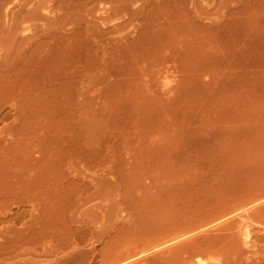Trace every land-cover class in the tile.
I'll return each mask as SVG.
<instances>
[{"label": "rangeland", "instance_id": "1", "mask_svg": "<svg viewBox=\"0 0 264 264\" xmlns=\"http://www.w3.org/2000/svg\"><path fill=\"white\" fill-rule=\"evenodd\" d=\"M68 1L0 0V264H264V0Z\"/></svg>", "mask_w": 264, "mask_h": 264}, {"label": "bare ground", "instance_id": "2", "mask_svg": "<svg viewBox=\"0 0 264 264\" xmlns=\"http://www.w3.org/2000/svg\"><path fill=\"white\" fill-rule=\"evenodd\" d=\"M13 1H14V0H13ZM17 1H18V0H17ZM19 1H20V0H19ZM64 1L67 2V3H69L68 0H64ZM82 1H83V4H85L86 6H88V5L90 6V5H92V4H94L93 6H95V5H96L95 2H97V4H98V2H99V3H101V2L104 3V1L106 2V0H80L78 4L82 5V3H81ZM109 1H110V0H109ZM109 1L107 0L106 3H113L115 0H113V2H112V1L109 2ZM49 3H50V1H48L47 4H49ZM103 3H102V4H103ZM69 4H70V3H69ZM46 6H47V5H46ZM49 6H50V5H49ZM53 6H55L54 9H56V5L54 4ZM53 6H52V7H53ZM104 6H105V5H104ZM47 7H48V6H47ZM62 8H64V7L61 5V8H60V9H62ZM105 8H106V7H105ZM119 9H120V10H119ZM119 9H117V10H118L117 13H116V11H117L116 9H115L114 12H115V14L120 13V14H118L119 17H120V15H122V14H121V9H122V8H119ZM35 10H36V9L29 10V11H27V12H24V14L26 15V17L23 18V19H20V20H19V22L17 23L18 25L16 24V28H15L14 31H13L12 36H14V38H15L14 41H16V40L18 41V38H19V37H20V38H19V41H23V40L25 41V40H27V35H26V34H28L29 31H30L31 29L29 30L28 28H22V27H23L22 25H21L22 27H21V26L19 27V23L21 22L20 24H23V25H24V23L27 21L28 18H30V19H32V18H34V17L36 18V16H38L39 13H38L37 11H35ZM48 10H51L50 7L46 8V12H51V11H52V10H51V11H48ZM123 10H124V9H123ZM123 10H122V13L124 12ZM36 13H38V14H36ZM51 13H52V12H51ZM35 14H36V15H35ZM102 17H103V16H102ZM106 17H107V16H106ZM106 17H103V18H102V23H103L104 25H107V24L113 23V22H115V20H117V19H115L114 17H113V18H114L115 20H114V19H111V18H107V19L109 20V22H108V21H106L107 19H105ZM116 17H117V16H116ZM35 18H34V19H35ZM120 18H121V17H120ZM120 18H119V19H120ZM19 28H20V29H19ZM21 28H22V29H21ZM19 31H20V32H19ZM21 32H22L23 34H21ZM30 32H31V31H30ZM23 35H26V36H23ZM12 36H9V38L11 37V38L13 39ZM18 36H19V37H18ZM11 38H10V39H11ZM12 39H11V40H12ZM44 41H45V40H44ZM49 44H50V43H49ZM18 45H19V47H18L17 49L21 50V46H20V44H18ZM53 46L55 47L56 45L54 44ZM51 47H52V44H51L50 46H48V49H52V50L55 49V48H51ZM43 48H44V46H43ZM43 48H42V49H43ZM22 49L24 50L23 52H25L26 48H25L24 46L22 47ZM46 49H47V48H45L44 50H42V52L44 53ZM53 51H54V50H53ZM20 52H21V51H20ZM40 52H41V51H40ZM40 52H39V53H40ZM42 52H41V53H42ZM51 54H52V52L48 50V51H46V52L44 53V55L41 57V59H43V58H45V57H48V56L51 57V56H50ZM21 55H22V54H21ZM19 56H20V55H19ZM19 56H18V57H19ZM22 57H24V56L22 55ZM37 59H39V58H37ZM41 59H40V62H41ZM22 61H23V59H21V62H22ZM37 61H38V60H37ZM37 61H35V63H36ZM42 61H43V60H42ZM45 61L48 62L49 59H48V58H47V59L45 58ZM21 62H20V64H21ZM25 62H26V60L23 61L24 64H25ZM27 63H28V62H27ZM27 63H26V65H27ZM35 63H34V64H35ZM41 63H42V62H41ZM41 63H40V64H41ZM29 64H30V62H29ZM31 64H32V63H31ZM31 64H30V65H31ZM36 64H38V62H37ZM42 65H43V63H42ZM42 65H40V66L43 67ZM24 66H25V65H23L22 68H24ZM27 66H28V65H27ZM33 66L36 67L35 65L32 64V65L30 66V67H31V70H32V67H33ZM37 66H38V65H37ZM26 68H27V67H26ZM36 68H37V67H36ZM36 68H35V70H36ZM43 68H44V67H43ZM24 70H26V69H24ZM35 70L33 69V71H35ZM37 70H38V69H37ZM37 70L35 71L36 75H38V73H39L42 69H41V70L39 69V70H40L39 72H38ZM27 71H28V69H27ZM29 71H30V70H29ZM29 71H28V73H29ZM42 71H43V70H42ZM23 72H24V71H23ZM25 72H26V71H25ZM30 72H31V71H30ZM31 73H32V72H31ZM31 73H30V74H31ZM33 73H34V72H33ZM33 73H32V74H33ZM40 73H41V72H40ZM40 73H39V74H40ZM60 73H62V72H60ZM32 74H31V75H32ZM26 75H27V74H26ZM28 75H29V74H28ZM34 75H35V74H34ZM54 75H55V76H54ZM54 75L52 76V78H57V81H58V78H59L58 76H60V74L57 75V74L54 73ZM56 75H57V77H56ZM62 75H63V73H62ZM66 75H67V74H64L63 76H66ZM32 76H33V75H32ZM63 76H62V77H63ZM47 82H48V81H47ZM47 82H46V79H45V83H46V84H47ZM48 83L50 84V82H48ZM51 83H52V82H51ZM57 83H58V82H57ZM37 84H38V83H37ZM46 84H45V86L43 85L44 88L47 87L48 84H47V85H46ZM53 84H55V83H53ZM41 85H42V84H38L37 86H41ZM43 86H42V87H43ZM52 86H53V85H52ZM52 86H51V87H52ZM58 86H59V83H58L57 85L53 86L52 88H54V87L56 88V87H58ZM35 87H36V86H35ZM42 87H41V89H43ZM49 87H50V85H48V88H49ZM51 87H50V88H51ZM36 88H38V87H36ZM45 89H46V88H45ZM258 203H260V202H258ZM258 203L255 204V205H258ZM261 203H263V202L261 201ZM244 208H245V207H244ZM244 208H243V209H244ZM240 209H241V208H240ZM241 210H242V209H241ZM247 210H249V208H247ZM239 211H240V210H239ZM242 211H243V210H242ZM242 211H241V212H242ZM249 211H250V210H249ZM244 212H245V214H246L247 211H244ZM234 213H235V212H233V214H234ZM230 214L232 215V213H230ZM230 214H225V215H229V216H230ZM243 214H244V213H243ZM225 215H223V217H225ZM241 215H242V214H241ZM229 216H227V217H229ZM243 216H244V215H243ZM247 216L249 217V214H247ZM245 218H246V215H245ZM223 219H225V218H223ZM243 219H244V217H243ZM247 219H248V218H247ZM249 219H250V218H249ZM216 220H218V219H216ZM216 220H214V221H216ZM219 220H221V217H220ZM219 220H218V222H219ZM208 222H212V221H208ZM248 223H249V222H248ZM137 224H138V223H137ZM137 224H136V226H137ZM199 224H200V223H199ZM199 224H197V225H198L197 227H199ZM201 224H202V222H201ZM205 224H207V223L204 222V225H205ZM208 224H209V223H208ZM215 224H216V225H215ZM215 224H214V226H217V223H215ZM250 224H251V221H250ZM250 224H248V225H250ZM143 225H144V224H140V226H142V227H143ZM195 225H196V224H195ZM209 225H210V224H209ZM258 225H259V224H258ZM192 226H193V225H192ZM210 226H211V225H210ZM210 226H209V227H210ZM212 226H213V225H212ZM214 226H213V229L215 228ZM137 227H139V224H138ZM142 227H141V228H142ZM150 227H151V226H150ZM150 227H148V229H150ZM152 227H154V226H152ZM190 227H191V226H190ZM193 227H194V229H195V226H193ZM197 227H196V229H197ZM246 227H247V226H246ZM155 229H156V227H155ZM194 229H193V230H194ZM196 229H195V230H196ZM199 229L201 230V227H199ZM199 229H197V230H199ZM213 229H212V227H211V230H213ZM157 230H158V229H156V230L153 231V230L151 229V230H149V231H153V232H151V233H155V232H157ZM187 230H189V229H186V231H187ZM191 230H192V227H191V229H190V232L188 231L189 233H188V232H187V233H188V234H191ZM195 230H194V231H195ZM202 230H203V229H202ZM183 231H185V230H183ZM186 231H185V232H186ZM194 231H193V232H194ZM208 231H209V230H208ZM248 231H249V227H248V229H246V235L250 234V232L248 233ZM185 232H182V233H185ZM195 232H197V231H195ZM200 232H201V231H200ZM182 233H181V234H182ZM203 233H204V234H203ZM203 233L201 232L200 234H202V235H199V234H198V236H203V235H205V233H207V232H205V230H203ZM177 235H178V234H177ZM196 235H197V234H196ZM180 236H181V235H180ZM198 236H197V238H198L199 240H197L196 237H193V235H192V236H190V235H188V236L183 235L182 238H177L178 236H177L176 238H174V237H175V236H174V237L171 238L172 240H171V239H169L170 241L167 240V243H171V244L168 245L166 242H165V243L167 244V246H170V245H172L173 243H179L181 240H187V239H186L187 237H188V238H190V237H191V238H195L197 241H196L195 239H193V241L196 242L198 246L196 245V243H195V245L193 246L194 243H192V247H194L196 254H198V252H200V251H198V250H196V249H197V247H199V246L203 243V242H202L201 244L198 243V242H200V238H199ZM173 238H174V239H173ZM207 240H208V239H206V241H207ZM188 241H191V240H188ZM188 241H187V243H188ZM204 241H205V240H204ZM206 241H205V242H206ZM210 241H211V240H210ZM210 241H208V242H210ZM205 242H204V244H202L203 246L201 245V246H202L201 248H202V251H203V252L206 251L205 249L208 250L207 246L209 247V245L212 243V242H210L209 245L207 244V246L205 247V246H204V245H206ZM208 242H206V243H208ZM183 243H185V241H183ZM213 243H215V242H213ZM213 243L211 244L212 247L215 246V244H213ZM162 244H163V243H162ZM160 245H161V244H160ZM158 246H159V245H158ZM158 246H157V247H158ZM188 246L190 247L191 245H188ZM195 246H196V247H195ZM211 246H210L209 248H211ZM163 247H164V246H163ZM192 247H190V249H192ZM152 248H154V247H152ZM201 248L199 247L198 249L201 250ZM203 248H205V249L203 250ZM156 249H157V248H156ZM194 249H192V250H194ZM197 251H198V252H197ZM202 251H201V252H202ZM140 252H141V251H140ZM153 252H154V251L149 250V248H148V250L145 249V251H142V253H140V254H137V253H136V256H135V257H138V256L143 257L142 260H141V258H140V259H138V260H140L139 262H134L135 260L130 261V262H131L132 264H133V263H134V264H135V263L138 264V263H140V262L142 261L140 264H145V262H146V258H147L146 256L152 254ZM197 256H199V255H197ZM203 256H204V255H201L200 257H197V260L194 261V262H195L196 264H210V263L208 262V259H207L206 257H203ZM135 257L133 256V257L130 258V259H134ZM145 257H146V258H145ZM204 258H205L206 260H205ZM130 259L127 258V260H130ZM135 259H136V261H138L137 258H135ZM124 260H126V259H124ZM122 262H124V263L127 262V263H128V261H122ZM122 262L120 261V264H121ZM130 262H129V263H130ZM129 263H128V264H129ZM195 263H194V264H195ZM217 263H218V262H217ZM217 263H216V264H217ZM116 264H117V263H116ZM122 264H123V263H122Z\"/></svg>", "mask_w": 264, "mask_h": 264}]
</instances>
